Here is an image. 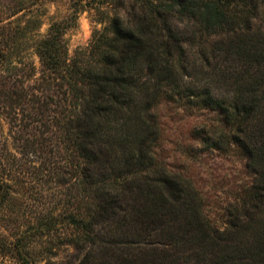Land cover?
Segmentation results:
<instances>
[{
  "label": "trees",
  "instance_id": "1",
  "mask_svg": "<svg viewBox=\"0 0 264 264\" xmlns=\"http://www.w3.org/2000/svg\"><path fill=\"white\" fill-rule=\"evenodd\" d=\"M156 1L143 4L149 14L115 17L107 33L96 32L89 48L93 61L71 59L65 22L52 24L34 42L38 77L34 66L33 74L18 66L15 32L4 20L20 8L8 5L0 13V115L24 147L39 141L46 158L62 150L73 162L71 176L94 202L72 216L77 243H92L81 264H150L156 246L183 251L184 264H264V35L237 33L250 20L229 15L223 0ZM186 18L201 31L198 43L195 35L189 42L201 45L198 65L172 25ZM202 36L205 42L217 37L211 49ZM187 77L202 86L188 98L221 114L220 136L206 142L218 150L235 144L255 174L239 216L224 230L205 216L193 185L158 167L152 154L158 135L149 122L152 110L164 89L179 93ZM9 188L0 176V206ZM100 225L106 230L94 232Z\"/></svg>",
  "mask_w": 264,
  "mask_h": 264
},
{
  "label": "rangeland",
  "instance_id": "2",
  "mask_svg": "<svg viewBox=\"0 0 264 264\" xmlns=\"http://www.w3.org/2000/svg\"><path fill=\"white\" fill-rule=\"evenodd\" d=\"M145 2L158 3L156 0H0V13L8 12V5L20 8L18 14L4 23H9L8 29L15 32L19 68L33 74L30 68L34 66L38 77L41 66L34 42L46 35L52 24L65 22V43L71 59L93 61L89 48L94 34L107 33L115 17L127 20L136 14H149L142 10ZM222 5L229 15L250 20V25L239 27L237 33L264 35V0H223ZM18 25L27 29L19 31ZM172 25L186 37L184 48L190 61L200 64L201 45L189 43L194 35L197 43L200 41L199 27L187 18L172 20ZM204 38L201 37L202 42L211 49L217 37H208L207 42ZM185 81L179 93H167L164 89L156 109L152 110L149 122L158 128L152 154L158 167L193 185L205 216L212 226L224 230L239 216L236 210L247 198L255 174L235 144L218 150L206 142L209 137L220 136L221 114L203 107L196 97L188 98L195 86L199 89L202 86L194 77H187ZM11 134V125L2 112L0 176L9 181L10 188L8 200L0 206V244H5L6 249L0 254V264H81L92 243H77L79 230L72 216L82 214L87 201L93 202V199L82 193L78 180L71 176L75 167L62 150L63 155L46 158L42 142L24 147ZM99 230L106 229L100 225L94 232ZM153 238L160 240L161 237ZM103 246L98 244L92 251L98 252ZM15 248L20 251L16 252ZM156 248L157 251H151L150 264H169L172 260V264L186 263L183 251L171 246ZM164 256H167L165 261ZM108 259L116 261L110 255Z\"/></svg>",
  "mask_w": 264,
  "mask_h": 264
}]
</instances>
